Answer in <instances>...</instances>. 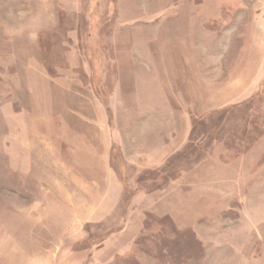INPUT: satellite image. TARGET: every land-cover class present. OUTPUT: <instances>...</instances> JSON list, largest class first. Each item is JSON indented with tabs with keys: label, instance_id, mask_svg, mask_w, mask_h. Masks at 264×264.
<instances>
[{
	"label": "rangeland",
	"instance_id": "1",
	"mask_svg": "<svg viewBox=\"0 0 264 264\" xmlns=\"http://www.w3.org/2000/svg\"><path fill=\"white\" fill-rule=\"evenodd\" d=\"M0 264H264V0H0Z\"/></svg>",
	"mask_w": 264,
	"mask_h": 264
}]
</instances>
